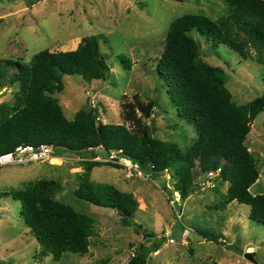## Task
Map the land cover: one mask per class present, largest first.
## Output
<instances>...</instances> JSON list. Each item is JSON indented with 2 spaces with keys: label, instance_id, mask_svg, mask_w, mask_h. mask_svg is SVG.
I'll return each instance as SVG.
<instances>
[{
  "label": "rangeland",
  "instance_id": "1",
  "mask_svg": "<svg viewBox=\"0 0 264 264\" xmlns=\"http://www.w3.org/2000/svg\"><path fill=\"white\" fill-rule=\"evenodd\" d=\"M227 12L225 0H0V59L28 62L41 50H75L83 37L101 34L100 48L106 54L110 72L105 79L90 81L80 75H64V90L54 96L66 116L73 119L80 109L96 106L104 123H125V103L134 102L135 97L143 103L158 101L159 108L147 124H151L156 137L176 142L186 150L198 137L197 127L178 115L168 86L157 71L158 59L173 20L189 13L217 19ZM192 35L199 42L203 59L224 68L227 86L239 104L264 93L263 65L243 59L225 45L214 47L197 31ZM121 55L132 60L131 70L123 67ZM16 89L2 88L0 104H14ZM246 143L260 166V178L250 190L262 194L264 111L251 123ZM61 154L48 161L0 168V264H128L131 254L146 242L144 230L153 232L154 240L163 241L161 248L149 255L148 264H264V225L250 218V206L235 200L218 208L228 182L218 179L215 188L196 190L182 202V211L176 212L169 194L174 192L173 197L179 201L180 196L172 190L169 173L156 179L136 173L129 178L121 159H113L118 166L94 167V181L114 184L133 193L139 201L140 210L133 223L126 224L115 209L74 194L79 184L76 174L85 169L83 159L107 161L104 149L81 155ZM112 156L117 157L115 153ZM44 178L62 182L64 188L56 194L58 200L94 218L97 236L92 238L88 254L66 253L60 260L44 254L25 225L21 202L4 196L5 192ZM196 180H203V174H198ZM188 227L221 236L226 244L207 239L190 241L182 233ZM246 252L254 253V262L245 257Z\"/></svg>",
  "mask_w": 264,
  "mask_h": 264
},
{
  "label": "trees",
  "instance_id": "2",
  "mask_svg": "<svg viewBox=\"0 0 264 264\" xmlns=\"http://www.w3.org/2000/svg\"><path fill=\"white\" fill-rule=\"evenodd\" d=\"M225 2L228 12L217 19L189 13L173 20L158 59L157 71L168 86L178 115L197 127L198 137L186 150L176 142L156 137L151 124H147L159 108L158 101L143 103L135 97L134 102L125 103V123H104L96 106L80 109L73 119L66 116L54 96L64 90V75H80L90 81L105 79L110 72L106 54L100 48L103 36L93 34L83 37L75 50L44 49L28 62L0 59V90L17 88L14 104H0V154L23 145H51L54 157L62 152L81 155L103 148L106 156L115 153L126 158L154 179L169 173L172 190L179 193L181 202L196 190L201 191L198 174L220 168V182H228L229 187L218 208L235 200L247 204L250 218L264 225V193L253 194L250 190L260 178L259 160L246 143L251 123L264 111V93L239 104L227 86L224 68L203 59L199 42L192 35L197 31L214 47L225 45L243 59H254L264 66V0ZM119 58L123 67L131 70L132 60L123 55ZM83 160L85 169L76 174L79 184L74 194L95 205L113 208L126 224L133 223L140 210L135 195L91 177L94 167L119 163L113 159ZM63 188L61 181L44 178L4 193L21 202L25 225L43 253L55 260L66 253L88 254L92 238L97 236L92 216L56 198ZM164 189H169L166 183ZM197 232L209 241L226 244L221 236ZM154 237L146 230L143 248H136L128 264H148L149 255L163 244Z\"/></svg>",
  "mask_w": 264,
  "mask_h": 264
},
{
  "label": "built area",
  "instance_id": "3",
  "mask_svg": "<svg viewBox=\"0 0 264 264\" xmlns=\"http://www.w3.org/2000/svg\"><path fill=\"white\" fill-rule=\"evenodd\" d=\"M53 153V147L48 144H42L40 146H18L14 151L0 154V168L7 164H25L37 161H48L53 157ZM113 157L114 156H108V159H114ZM120 159L121 163L128 168L127 177L131 178L134 176V173L142 177L146 175L140 170L138 164H135L126 158H119V160ZM220 172V168L206 172V174L203 175V180H198L200 190L204 191L206 189L215 188L218 185V179H220ZM171 241H173V239H171Z\"/></svg>",
  "mask_w": 264,
  "mask_h": 264
},
{
  "label": "water",
  "instance_id": "4",
  "mask_svg": "<svg viewBox=\"0 0 264 264\" xmlns=\"http://www.w3.org/2000/svg\"><path fill=\"white\" fill-rule=\"evenodd\" d=\"M84 110H88L89 109V106H86L85 108H83ZM114 158V160L115 161H118L119 160V158L118 157H113ZM171 195V194H170ZM172 196V204H173V206H174V208H175V210H176V212H180L181 211V203H180V201H179V199H176L175 197H173V195H171ZM144 230V229H143ZM144 231H146V230H144ZM189 237L192 239V240H194V241H197V240H203L205 237L204 236H202V235H200L199 233H197V232H191L190 234H189ZM141 248H143V246H141ZM244 255H245V257L249 260V261H252V262H254L255 260H254V253H252V252H246V253H244Z\"/></svg>",
  "mask_w": 264,
  "mask_h": 264
},
{
  "label": "crops",
  "instance_id": "5",
  "mask_svg": "<svg viewBox=\"0 0 264 264\" xmlns=\"http://www.w3.org/2000/svg\"><path fill=\"white\" fill-rule=\"evenodd\" d=\"M182 203V202H181ZM183 204L184 203H182L181 205L183 206ZM190 229H192V230H195V232H197V230L195 229V228H192V227H189V228H187V229H185V230H183L182 229V233H183V237H186V236H188L191 232H190ZM198 233V232H197ZM200 234V233H199ZM201 235V234H200ZM203 236V235H202ZM204 240H206V238H204L203 240H197V241H204ZM223 241H225V240H223ZM248 250H250V248L248 249Z\"/></svg>",
  "mask_w": 264,
  "mask_h": 264
},
{
  "label": "clouds",
  "instance_id": "6",
  "mask_svg": "<svg viewBox=\"0 0 264 264\" xmlns=\"http://www.w3.org/2000/svg\"><path fill=\"white\" fill-rule=\"evenodd\" d=\"M54 157V156H53ZM119 158V157H118ZM179 194V193H178ZM180 196V195H179ZM172 201V200H171ZM180 203H181V200H180ZM189 228V227H188ZM190 232H195V230H192V229H190ZM188 237H189V235H188Z\"/></svg>",
  "mask_w": 264,
  "mask_h": 264
}]
</instances>
